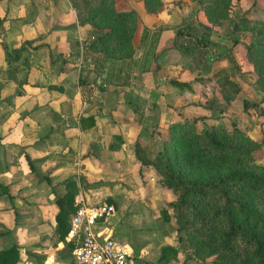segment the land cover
<instances>
[{"label":"crops","instance_id":"crops-1","mask_svg":"<svg viewBox=\"0 0 264 264\" xmlns=\"http://www.w3.org/2000/svg\"><path fill=\"white\" fill-rule=\"evenodd\" d=\"M116 8L136 12L141 27L132 39L133 57L112 61L88 47L94 29L89 23H79L69 0H0V99L22 91L12 96L15 109L10 108L0 121V184L8 188L0 194V202L7 195L14 201L40 197L44 203L55 202L66 192L64 181L74 178L79 188L75 202L97 203L116 190L93 187L116 185L146 168L134 155V142L143 146L155 141L150 137L151 114H156L159 130H165L182 117L193 118V108L202 109L195 105L198 100L204 103L201 85L190 83L194 69L184 65L175 45L185 38L176 35L184 10L168 4L152 14L146 12L142 0H117ZM26 41L31 42L26 46L28 64L18 69L19 77L23 70L27 72V82L20 87L7 76L5 47L11 51ZM172 81L189 86L178 87ZM49 85L55 87L49 89ZM89 115L95 126L82 129L79 119ZM113 140L118 146L111 148ZM111 171H116V178ZM80 177L97 184L84 189ZM57 211L52 206L51 233ZM30 226L17 225L19 246L25 248L31 237H37L29 231L38 225ZM38 255L40 261L47 258L44 253ZM21 256L25 260L24 249Z\"/></svg>","mask_w":264,"mask_h":264},{"label":"trees","instance_id":"trees-1","mask_svg":"<svg viewBox=\"0 0 264 264\" xmlns=\"http://www.w3.org/2000/svg\"><path fill=\"white\" fill-rule=\"evenodd\" d=\"M69 1L76 9L79 23H89L94 29L93 39L88 44L91 50L102 53L108 59L123 60L133 57L135 50L132 39L135 34L136 12L117 9L114 0ZM142 1L148 13L158 14L164 9L161 0ZM233 29L250 32L252 41L247 49L258 80L264 85V66L260 65L258 57L263 52L264 59V20L251 21L246 15H242L234 23ZM176 35L185 36L183 42L175 43L183 54L198 50V46L205 44L202 35H196L192 24L178 27ZM30 44V41H26L11 51H7L5 47L7 76L20 87L27 82V72L23 70L19 77L18 67L20 64H28L29 50L26 46ZM172 84L178 87L189 86L186 82L178 81H172ZM54 87L48 86L49 89ZM21 94V90H16L9 98ZM217 106V100L212 99L206 108L214 114L221 110L215 111ZM197 122V119L192 118L171 123L170 137L164 141L162 153L153 160H144L143 147L138 140L134 142V155L140 164L153 165L161 175L162 183L177 193V197L167 204L172 210V216L165 208L161 210L162 215L166 220L174 219L178 239L187 242L198 257L203 260L214 257L210 264H264V166L254 161L255 152L260 145L236 127L228 132L225 127L217 124L194 132L192 128ZM79 124L82 129L85 126L91 128L95 126V121L89 115L81 117ZM188 135L200 161L213 168L211 172L205 175L189 174L178 168L180 156L184 155L179 145H190L185 138ZM113 138L119 140L118 135ZM114 141L109 147L118 146ZM25 157L31 172H34L32 161L27 155ZM79 181L84 188L97 184L86 183L82 177ZM64 184L66 192L55 198L58 211L54 217L52 235L55 237V244H63L60 253L66 252L70 257L74 244L67 238V232L69 219L76 209L75 195L79 188L74 178L66 179ZM7 192L8 188L0 184V194ZM98 202L115 206L109 197ZM39 246L36 243L24 248L14 243L0 249V264H18L22 259L23 249L27 261L38 262L41 256L34 249ZM177 253L176 247L166 244L161 247L158 262L166 264L175 259ZM140 260L137 259L138 262Z\"/></svg>","mask_w":264,"mask_h":264},{"label":"rangeland","instance_id":"rangeland-1","mask_svg":"<svg viewBox=\"0 0 264 264\" xmlns=\"http://www.w3.org/2000/svg\"><path fill=\"white\" fill-rule=\"evenodd\" d=\"M116 1L114 0L115 7ZM161 1L164 9L168 4L181 7L185 13L182 16L181 26L192 24L196 35H202L205 43L203 46H198V50H190L184 54L179 50L181 57H184V65L190 66V70L194 69L195 78L190 83H199L201 93L204 95V103L198 100L195 104L199 107L201 105L202 109L193 108L195 115L193 118L198 122L192 130L199 132L202 128L218 124L231 132L236 127L259 143L260 147L255 152L254 161L264 166V85L258 80L247 49L252 41L250 32L233 29L234 23L242 15H246L251 21L264 20V0H238L237 4L236 0ZM135 22V32L138 34L141 25L137 13ZM262 53L258 57L260 65L264 66ZM109 60L117 61V59ZM212 99L217 100L218 106L214 109L215 111L221 109L220 112L213 114L206 108ZM15 106L12 98L0 99V121L8 116L9 109H15ZM153 113H156L155 109ZM151 115L154 118L149 127L150 137L155 138V141H148L142 146L144 160H153L162 153L164 141L170 137L171 124L165 130H159L156 114ZM206 119L211 120L206 122ZM185 138L190 145L183 143L179 145L184 155L180 156L178 168L189 174L205 175L211 172L213 169L211 165L203 164L197 156L190 136ZM142 166L148 169L140 168L134 173V177L130 175V179L122 180L120 183L115 182L116 185L112 184L113 186L99 184L93 187L101 188V191L106 192L112 188L116 190L112 196H109L115 204V212L108 223L113 230L114 238L131 246L137 257L136 264H161L158 262L160 250L166 244L178 249L176 258L166 264H210L214 257L205 260L198 257L187 242L178 239L174 219L166 220L162 215L161 210L165 208L170 217L172 216V210L167 204L177 197V193L162 183V177L153 165ZM125 172L130 173L129 170ZM114 173L116 171H111L113 177L116 176ZM37 175L40 176L39 173ZM90 192L95 193V190L92 189ZM12 198L13 196L7 195L5 200L0 202V249L16 243L17 225L22 223H27L29 227L38 225L41 232L36 230L37 227L30 229L29 233L35 232L37 237H31L26 244L39 243L40 246L34 249L35 253L37 255L40 252L44 253L47 258L38 262H26L25 256V260L21 259L18 264H72L71 256L68 257L66 252L60 253L63 244H55V237L48 227V222L53 220L52 206L56 205L55 202L51 200L44 203L40 197L38 199L34 197L35 200L25 197L20 201H14ZM137 259L141 260L138 262Z\"/></svg>","mask_w":264,"mask_h":264},{"label":"built area","instance_id":"built-area-1","mask_svg":"<svg viewBox=\"0 0 264 264\" xmlns=\"http://www.w3.org/2000/svg\"><path fill=\"white\" fill-rule=\"evenodd\" d=\"M75 205L67 232L74 244L72 264H136L131 246L117 241L108 225L115 212L113 204L77 200Z\"/></svg>","mask_w":264,"mask_h":264}]
</instances>
